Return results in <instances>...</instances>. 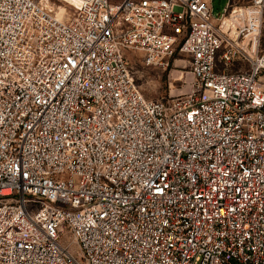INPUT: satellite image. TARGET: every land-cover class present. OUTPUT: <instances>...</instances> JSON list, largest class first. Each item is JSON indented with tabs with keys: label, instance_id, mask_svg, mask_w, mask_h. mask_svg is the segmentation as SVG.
<instances>
[{
	"label": "built area",
	"instance_id": "1",
	"mask_svg": "<svg viewBox=\"0 0 264 264\" xmlns=\"http://www.w3.org/2000/svg\"><path fill=\"white\" fill-rule=\"evenodd\" d=\"M263 11L0 0V264H264Z\"/></svg>",
	"mask_w": 264,
	"mask_h": 264
},
{
	"label": "rangeland",
	"instance_id": "2",
	"mask_svg": "<svg viewBox=\"0 0 264 264\" xmlns=\"http://www.w3.org/2000/svg\"><path fill=\"white\" fill-rule=\"evenodd\" d=\"M111 3L121 0H109ZM211 15L219 17L224 11L228 0H209ZM251 0H231V4L237 7H246ZM60 6L68 10L67 6L60 3ZM60 13V12H59ZM260 50L264 51V11L262 13V24L260 32ZM129 58L131 56H128ZM178 57H180L178 59ZM181 56H175L166 70L154 67H144L138 59L130 64V72L142 95L152 101H169L184 96L190 88L192 75L186 63L181 61ZM231 70H234L231 69Z\"/></svg>",
	"mask_w": 264,
	"mask_h": 264
},
{
	"label": "bare ground",
	"instance_id": "3",
	"mask_svg": "<svg viewBox=\"0 0 264 264\" xmlns=\"http://www.w3.org/2000/svg\"><path fill=\"white\" fill-rule=\"evenodd\" d=\"M68 1H71V0H68ZM60 12V13H59ZM62 12H63V9L62 8H60L58 11H57V16H61L62 15Z\"/></svg>",
	"mask_w": 264,
	"mask_h": 264
}]
</instances>
